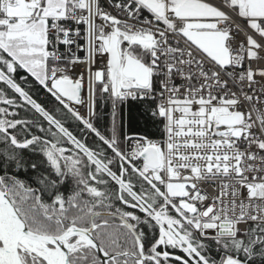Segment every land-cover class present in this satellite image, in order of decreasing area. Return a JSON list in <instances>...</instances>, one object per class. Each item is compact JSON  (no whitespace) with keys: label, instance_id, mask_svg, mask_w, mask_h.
I'll return each instance as SVG.
<instances>
[{"label":"snow or ice","instance_id":"1","mask_svg":"<svg viewBox=\"0 0 264 264\" xmlns=\"http://www.w3.org/2000/svg\"><path fill=\"white\" fill-rule=\"evenodd\" d=\"M0 264H264V0H0Z\"/></svg>","mask_w":264,"mask_h":264},{"label":"trees","instance_id":"2","mask_svg":"<svg viewBox=\"0 0 264 264\" xmlns=\"http://www.w3.org/2000/svg\"><path fill=\"white\" fill-rule=\"evenodd\" d=\"M100 123L101 124H106L108 122L109 116L108 113L110 109L106 106H102L100 109Z\"/></svg>","mask_w":264,"mask_h":264}]
</instances>
